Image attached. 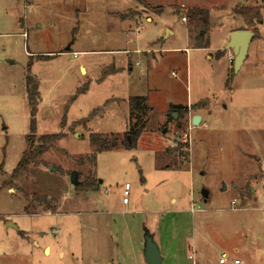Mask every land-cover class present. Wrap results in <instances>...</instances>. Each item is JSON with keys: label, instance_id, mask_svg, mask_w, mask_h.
Listing matches in <instances>:
<instances>
[{"label": "rangeland", "instance_id": "374dc122", "mask_svg": "<svg viewBox=\"0 0 264 264\" xmlns=\"http://www.w3.org/2000/svg\"><path fill=\"white\" fill-rule=\"evenodd\" d=\"M241 7L261 8L259 39L231 74ZM28 75L37 138L63 137L13 179ZM146 232L161 264H264V0H0V264H146Z\"/></svg>", "mask_w": 264, "mask_h": 264}, {"label": "trees", "instance_id": "16d2710c", "mask_svg": "<svg viewBox=\"0 0 264 264\" xmlns=\"http://www.w3.org/2000/svg\"><path fill=\"white\" fill-rule=\"evenodd\" d=\"M143 2V0H141ZM235 15L241 17L245 24L250 27L251 31L255 34L254 40L259 39V32L256 28L257 25H259V22H261V8L260 7H254V8H236L234 10ZM186 18V26L191 30L195 29L198 31H206L209 27V10L207 9H199V8H190V10H187L185 13ZM231 74L233 73L232 69L230 70ZM26 95L28 99V106H29V115L31 116L30 120V127H29V135L26 136V148L23 152L21 159L16 169L14 170L12 174V178L15 179L17 177H20L24 175L26 171L31 167H35L39 163V159L41 156L48 151V148L56 143L58 140H60L63 137L62 133H57V135H50V134H44L40 135L39 138H37V134L35 133V114L37 112V107L39 105V99H38V84L34 81L31 76L26 77ZM87 88L79 89L77 93L84 92ZM74 99V97H73ZM71 99V101H73ZM146 99L144 97L142 98H135L131 102L133 104V108L140 111V107L142 103H144ZM137 105V106H136ZM178 112H184L187 113L186 109L183 111L178 110ZM83 121H88L84 119ZM64 125V121L62 123V126ZM61 126V127H62ZM143 133V127L136 128L134 130H130L127 132L126 137L123 141V144L121 145L122 148L125 149H132L134 148L135 143L137 142L138 138ZM89 145L91 148H94L96 152H103V151H109L114 149L117 144L115 138L110 136L109 140L105 137H101L97 134L91 135L89 138ZM97 185V182L95 180L91 181L87 187L92 188ZM47 200V199H46Z\"/></svg>", "mask_w": 264, "mask_h": 264}, {"label": "water", "instance_id": "95a60500", "mask_svg": "<svg viewBox=\"0 0 264 264\" xmlns=\"http://www.w3.org/2000/svg\"><path fill=\"white\" fill-rule=\"evenodd\" d=\"M255 34L251 30H242V31H233L228 35V40L225 45L224 50H231L234 56V61L232 65L233 73H237L239 69L242 67L243 62L246 59L248 48L250 43L252 42ZM176 119V117L174 116ZM201 117L198 115L193 116L191 121L192 126H197L200 122ZM165 132V130L163 131ZM76 172L72 173L70 176V181L74 185H76L75 180ZM203 196L205 197V201L208 198V193L206 191L203 192ZM16 227L12 223H8L7 227ZM143 256L146 264H161L162 258L160 254V250L158 249L157 244L155 243L152 236L146 232L144 247H143Z\"/></svg>", "mask_w": 264, "mask_h": 264}, {"label": "built area", "instance_id": "2783aa9c", "mask_svg": "<svg viewBox=\"0 0 264 264\" xmlns=\"http://www.w3.org/2000/svg\"><path fill=\"white\" fill-rule=\"evenodd\" d=\"M182 20L185 21V19H182ZM227 59H228L229 63L233 62V59H232L230 54H228ZM129 188H130V185L127 184V185L124 186V189H123V193H122V199L123 200H122V203L124 205H126L128 203L127 196H128ZM232 204H234V202H232ZM227 262H228V257L225 254H221V256H220V258L218 260V263L219 264H226ZM232 263L233 264H240V262L237 259H233Z\"/></svg>", "mask_w": 264, "mask_h": 264}, {"label": "crops", "instance_id": "0c3cea01", "mask_svg": "<svg viewBox=\"0 0 264 264\" xmlns=\"http://www.w3.org/2000/svg\"><path fill=\"white\" fill-rule=\"evenodd\" d=\"M242 24H243L242 28H240V29H235V30H231V31H230V33H231V32H233V31H242V30H244V29H245V30H249V29H250V28L248 27V25H247V24H245V22H244V21H243V23H242ZM258 26H259V25H257V26H256V28H258V29H259V27H258ZM258 32H259V31H258ZM227 40H228V39H227ZM226 42H227V41H226ZM248 49H249V48H248ZM243 63H244V62H243ZM81 69H83V70H84V68H83V67H81ZM84 71H85V70H84ZM199 115H200V114H199ZM200 117H201V116H200ZM44 250H47V248H45ZM234 259H235V258H234Z\"/></svg>", "mask_w": 264, "mask_h": 264}]
</instances>
